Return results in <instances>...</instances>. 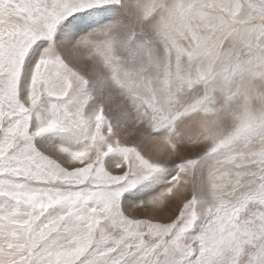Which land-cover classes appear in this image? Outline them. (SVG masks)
Returning <instances> with one entry per match:
<instances>
[{
	"label": "snow or ice",
	"instance_id": "obj_1",
	"mask_svg": "<svg viewBox=\"0 0 264 264\" xmlns=\"http://www.w3.org/2000/svg\"><path fill=\"white\" fill-rule=\"evenodd\" d=\"M129 3L0 0V264H264V156L246 186L222 187L217 178L234 164L225 152L205 189L201 166L230 140L153 163L120 142L122 122L65 59ZM223 7L236 23L264 15V0ZM255 42L264 51V27ZM186 173L191 192L177 203Z\"/></svg>",
	"mask_w": 264,
	"mask_h": 264
},
{
	"label": "bare ground",
	"instance_id": "obj_2",
	"mask_svg": "<svg viewBox=\"0 0 264 264\" xmlns=\"http://www.w3.org/2000/svg\"><path fill=\"white\" fill-rule=\"evenodd\" d=\"M227 2L131 0L112 20L124 53H109L104 38V70L91 71L104 80L99 87L108 97L117 94L118 106L133 110L134 123L122 122L119 129L147 147L153 163L172 165L230 140V148L201 166L205 189L225 152L234 164L217 178L222 187L238 180L246 186L250 166L264 156V51L255 42L264 15L242 13L245 22L236 23L223 7ZM110 80L112 87L106 85ZM160 114L163 122L155 118ZM180 179L184 183L173 193L177 203L191 192V174Z\"/></svg>",
	"mask_w": 264,
	"mask_h": 264
},
{
	"label": "rangeland",
	"instance_id": "obj_3",
	"mask_svg": "<svg viewBox=\"0 0 264 264\" xmlns=\"http://www.w3.org/2000/svg\"><path fill=\"white\" fill-rule=\"evenodd\" d=\"M104 38H108L107 40L109 41V44H108L109 53H111L112 55H116L117 53L122 54L121 51H123L124 53L125 48L123 50L120 49V47L122 46V42H120L119 35L116 32L115 25L113 24L112 21H109L103 27H101L100 29H97L94 33L85 34L77 38L75 41H73L72 44L65 51V59L67 60L69 64L72 65L74 69H76L78 73L87 77V79L90 81L93 89L95 90V95H96L95 103H97V105L102 104L104 106L105 114L109 118H112L113 120H120L121 122H124V123L126 122V124L129 121H131L130 123L132 124L134 123L132 121L134 120V117H133L134 113L132 112L133 110L125 104L118 106V103H120L118 100V97L120 96L116 97L115 95L117 94H115L111 96V98L108 97L107 95L108 91L106 92L105 89H101L99 87L100 85H102V83L104 84V80L103 79L97 80V78H94V76L93 77L91 76V71L94 72L95 70H98L99 67H100L99 70H104L103 69L104 68L103 57L106 56V58L108 59L107 53H106L108 51L105 50V46H104L105 44H103L102 42ZM89 54H92V58L87 57L89 56ZM86 58L88 59L87 62H86L87 60ZM89 61H92V62H89ZM90 66L92 68H90ZM109 76L110 75L108 74L107 77L106 76H103V77H106L105 79L108 80L107 78H109ZM111 82L112 81L110 80V82L106 83V85L111 86V87L114 86V84H112ZM114 101H116L117 103L116 102L114 103ZM116 135L119 136V140L121 143L135 145L139 148V150L141 151V153L143 154L145 158H148L149 161L153 159V155L147 151L149 149L147 147L141 148L140 146H138V144L136 145L135 143L137 141L136 138H134L133 135H131L129 132H123V130L118 128L116 131ZM174 190L178 191V188L175 187ZM176 191H173V193H175Z\"/></svg>",
	"mask_w": 264,
	"mask_h": 264
}]
</instances>
